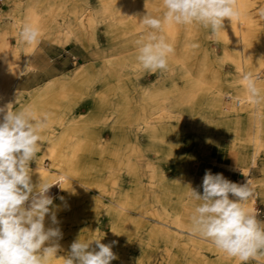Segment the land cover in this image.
<instances>
[{"label": "rangeland", "instance_id": "obj_1", "mask_svg": "<svg viewBox=\"0 0 264 264\" xmlns=\"http://www.w3.org/2000/svg\"><path fill=\"white\" fill-rule=\"evenodd\" d=\"M249 1V6L245 11L246 18L249 19L248 22L250 25L248 29V42L245 44L250 53V57L246 60V68H250L255 62L256 56L262 49V39H264V0ZM137 2L138 11L133 14L136 19H134V17L132 18L133 21L136 23L138 22L136 30L130 27L125 28L114 37L116 40L115 48L120 49V51L122 45H118V43L120 44L123 39L131 38L128 44L124 45L122 49L123 51H127L128 54L136 52L137 44L134 39L136 37L142 38L144 35L145 30L142 29L139 24L140 19L147 13L156 17H162L164 12L162 0H137ZM96 4L97 0H0L1 11L4 12L8 10V13H2V17H0V31L2 36L6 38V44L3 48L7 49V51L9 49L10 51L13 50L9 53L15 65L24 58V54L19 48L22 43H25L21 39L20 32L24 24L28 21V19H25L28 14L26 13L27 7L33 14L35 12L34 15L31 14L30 16H35L37 18L38 26L41 27L44 25L41 28L37 26L40 33L38 40L56 21L60 22V26L63 27L64 31L68 30L70 26L75 25L74 32L78 37V40L71 42L73 48L68 46V50L62 49L50 40L46 41L41 39L38 43H33L31 51H33L34 47V51H39L44 47L54 48L60 50V52L65 51V54L70 57V70L68 72L75 70L78 64L87 65L90 63V59L86 51L96 48V51L102 52L108 49L104 25L96 23L94 30L91 28H80L77 25L79 16H82L81 18L93 17V11H91V9ZM114 15L113 19L115 23H117L118 15ZM229 23L230 21L225 19L223 26ZM237 24L238 22H235L236 26ZM116 25L119 28L118 23ZM189 26L190 37L185 38V41H183L185 30L182 25L174 24L175 33L171 38L163 33L167 42L173 49L172 53L168 56L170 60H168L167 70H158V72L155 73L146 71L145 76L140 81H136L133 71L128 67V63L116 61L104 64L105 62H102L100 63L101 65L87 67V75H80L78 82L66 80L63 74H61L59 78L53 80V86L42 94V101H40L36 110L54 117H56L57 114L64 116L66 112H68L69 107H73L72 112L75 117L85 116L94 99L98 96L101 97V107L97 109L99 115L96 121L91 124L89 123V125L80 124L76 126L78 130L76 129L75 131H78V133L84 135V138H86L81 151L75 156V160L78 161L77 166L82 169L77 176L71 175V182H79V184L76 185L74 193L69 196V198L65 197L63 201L59 199L60 196H58L55 191L49 192L54 198V205L59 207L61 205L65 206L63 209L60 208L61 210L58 208L57 219L63 233V238L60 242L67 245V247H70L78 238L81 240L101 239L100 242L104 244H110L115 241L116 243L113 245L112 251L116 254L117 259L113 260L111 264H123L127 256L130 257V261L132 260L133 263L135 257L140 255L143 258L144 264H160L165 258L166 254L160 239L155 249L144 251L140 254H138V250L130 249L131 242L136 238L135 234H140V236L142 234L144 235L150 224L147 220V215L143 214V212L145 213L147 211V206L145 204L147 196L145 188L142 187L143 184L148 182L144 174H148L149 168H144V173L137 174L139 184L137 187L134 185L137 180L130 178L132 174L127 175L119 168V164L124 162L127 156L126 147L128 144H132V140H138V143L142 147L146 146L145 148L138 149L143 151L144 155L146 154V158L149 161H155L157 159L156 153L152 149H155V151L158 150L157 152H159L160 149H166L165 144V146L159 145V139L169 140V145H171L170 148L175 150L176 156H169L167 158L169 164L163 162L166 164V167L163 164V168L165 167V174L169 179L175 178L170 162L180 163L181 160L183 165L185 163L189 164L188 174L194 184V190L199 194L203 193V179H200L201 174L199 171H201L205 165L211 163L209 162L210 158L216 154L218 155V153L228 145L224 157L228 158L231 162L234 160V153L232 154V152H234L233 150L236 148V143L232 138H225V144L219 147L214 144L211 145L212 147L199 145L196 134L202 130V125L192 122L194 119L202 116L199 110L198 100L200 99L198 97L196 98L197 101L195 106L192 108L193 110L189 111H186L187 109L178 111L176 108L166 109L164 103L162 111H167L171 115L170 119L167 120L160 114L162 111L158 109V103H156L158 100H155L153 97L152 92L156 89H160L162 85L168 87L174 84L179 88L182 87L183 81L180 76L174 72L170 74L169 77L168 71L177 64V60L181 58L180 56L183 52L186 54L184 62L194 75L197 73L198 64L204 63L205 68L208 70L205 72L206 74H204L205 77H203L204 82L201 86L203 92H200L199 95H202L215 85V82L207 77V75L210 74L209 71L214 69L220 70L222 73L232 71V66L228 61L221 62L224 56L223 53L225 51L233 53V50L228 44H224L217 40L216 33L220 29L213 32L210 28H205L197 23L190 24ZM134 33H136V35ZM91 35H94L96 43H94V40L90 42L91 38H93ZM59 42L63 44L62 39ZM100 44L102 45L99 49L98 47ZM184 44H186L185 50H183ZM77 47L84 52L78 53ZM20 52L22 53V58L18 59V54ZM52 54L53 53H51V55ZM203 56L206 57L204 61L202 60ZM19 75L20 74H18V76ZM16 80H13L11 84L13 85V89L18 91L14 87ZM102 81H104L103 84ZM254 83L264 85V75H256ZM62 86L66 87L64 89V95L67 96L65 102H60L61 93L63 91L60 88H62ZM36 90L24 91V95L16 99L14 98V102L12 101L14 110H19L24 105H27L36 94ZM162 94V97L160 96V98H158L159 101L165 100V98H167L166 96L173 97L175 92H163ZM5 98L9 100L13 98L11 86ZM222 100L224 103L223 107L226 110H238L243 106L242 102H240V106L235 107L237 99L232 96L229 97L227 101L225 98H222ZM55 102H59L60 106L56 108L55 105H53ZM121 105L123 106L121 107ZM261 111V119L263 121L261 141L263 143L260 147L261 151L258 155V163L249 170L247 175L250 179H254V181L258 182V184H262L261 189L263 188L264 190V106ZM142 113H145V117L149 118L150 123L157 128L156 138L154 140L145 137L140 131L141 125H139V122L135 121L133 123V121L137 119L136 117H139L138 115H142ZM173 115H175V118ZM113 121H116L114 126L112 125ZM171 123L177 126L179 125V127H173V129L165 132L159 128L160 124ZM213 124L212 122L209 125L212 127L217 126ZM64 127L65 124L60 125L56 130V134L61 132ZM205 130L207 131L208 129ZM211 132L213 134V131ZM44 134L45 133L42 132V135ZM118 137H123L124 139L120 138L121 141L115 140V138ZM45 142H47L45 139L41 140V151L38 153L37 158L41 156ZM103 146L106 149V153H99L98 150L102 149ZM249 147L248 151L253 150L255 148V141H250ZM208 148L210 151L208 152L212 157L206 158L200 156V151L208 150ZM61 149H67L66 143L62 144L60 150ZM128 157L132 159V156ZM175 157L177 159H175ZM226 158L225 160L227 161ZM147 159L142 163L140 162L141 166H144ZM211 165L216 167L217 163ZM218 165H220L218 169L224 171L225 165L219 163ZM42 166L48 171L51 169L50 162L47 160H42ZM232 176L233 182L237 183L235 176ZM241 180L246 183L245 176H241ZM252 183L254 182L251 181V184ZM92 184H101L104 186V189L102 187L94 188ZM127 189H129V195H127L129 200L128 211L119 214L118 217L116 207L112 203V198L108 194H105L104 191H125ZM125 192L128 193L127 191ZM252 209L253 210L249 213L255 215L257 220L264 226V197L261 193L256 197L254 196ZM185 210L182 212V216H185V218L191 222L190 216L192 212L186 205ZM111 216L113 217L111 218ZM49 219L47 220V225L51 223ZM113 222L116 224L114 225L115 235L110 234L113 226L112 224H114ZM178 236L180 241L181 235ZM204 239L209 240L207 238ZM171 249L172 250L169 252L170 264H183L185 261L197 264L200 260V257L194 258L192 256L193 254L188 247L186 249L181 248L179 251H177V248L174 246ZM256 257H258L260 262L264 263V252L257 253ZM207 261L209 264L210 260L207 259ZM237 264L255 263L252 259H249L247 262H239Z\"/></svg>", "mask_w": 264, "mask_h": 264}, {"label": "bare ground", "instance_id": "obj_2", "mask_svg": "<svg viewBox=\"0 0 264 264\" xmlns=\"http://www.w3.org/2000/svg\"><path fill=\"white\" fill-rule=\"evenodd\" d=\"M249 2V0H236L238 16L234 17L232 22L227 19L228 21H230V23L224 25L223 28L218 30L216 33L217 40L223 42L224 44H228L233 50V53H228L227 51H225L223 53L224 56L221 60V62L228 61L230 63V65L232 66L231 72L222 73L220 70H211L210 68L211 71H209L210 74H208L209 76L207 75V77L210 80L214 81L215 85L213 88L207 90L202 95H199L200 92H203L201 87L202 83L204 82L203 77H205L204 74H206L205 72L208 70L205 68L204 63L198 64L196 71L197 73H195L194 75L193 72H191V70L187 68L188 65L184 62L186 54H184L183 52L180 56L181 58L177 60V64H175L174 67L168 71L169 77L170 74L174 72L178 76H180L181 80L183 81L182 87L179 88L174 84L169 85L168 87L162 85L160 89H156L152 92L154 99L158 101V98H160V96L162 97L163 92H175V95L173 97L166 96L167 98H165V100L156 102L158 103L159 111L163 110L162 107L164 103L166 105V109L176 108L178 111H183L185 109H187L186 111L193 110L192 108L195 106L197 101L196 98L198 97L200 99L198 100V105L202 116L192 121L202 125V130L196 134V139L199 141V145L211 146L212 144H214L218 147L225 144V138H232L235 141L236 148L235 150H233L234 152H232V154L234 153V160L232 161V163L234 162L236 165H231L230 167V165H228L226 161L218 163H220L221 165H225V171L232 170L233 172H235V176H238L239 183L242 182L241 176H245V181L249 180L247 179L246 175L252 167L257 165L259 159L258 155L261 151L260 147L263 143L261 141V128L263 125V121L261 119V109L264 106V85L254 83L255 87L258 90V95L256 97H253V95L247 90V82L243 80V77L245 75H251L253 81L256 78V75H264V39H262V49L256 56L255 62L251 65L250 68H246V60L248 59V57H250V53L245 44L248 42V29L250 25L248 22L249 19L246 18L245 11L249 6ZM137 3V0H97V4L91 9V11H93V17L90 16L87 18H81L82 16H79L77 25L80 28H91L92 30H94V26L96 23L104 25V33L108 49L102 52L97 51V53L100 54L99 58L101 60L97 65H101L100 63L102 62H105L104 64H109L116 61L126 62L128 63V67L133 71L136 81H140L145 76L146 70H144L137 62L136 52L128 54L127 51L122 50L124 45L128 44L131 38L123 39L120 44L118 43V45H122V47L119 46L121 48V51L120 49L115 48L116 40L114 38L115 35H118V33L125 28L130 27L131 29L133 28V30H136L138 22L136 23L132 20V18L134 17L133 14L138 11ZM26 10V13H28V21L26 24H31L32 26L37 28V26L39 25L37 22V18L35 16H30L33 13L29 11L27 7ZM2 13L6 14L8 13V10L4 12L0 10V17H2ZM114 14L118 15L117 23L119 25V28L117 27V23H115L113 19L115 16ZM134 19H136V17H134ZM235 22H238L237 26L235 25ZM182 27L185 30V37L183 38V41H185V38L190 37V26L182 25ZM74 29L75 25L70 26L68 30L64 31V38H62L63 43H66V40L68 38L78 40ZM163 33L170 38L174 36V24L165 23L163 25ZM134 34L136 35V33ZM92 37L93 38H91V40L89 39L90 42L94 40V43H96L94 35ZM140 39L141 37H136L134 40H136L135 42H137ZM5 44L6 38L2 36V33L0 31L1 106L12 103V100L5 98L10 90V86H12L10 85L11 82L18 76V74H22L31 69L27 66L14 68L12 56L7 51V49L3 48ZM185 45L186 44H184L183 46V50L186 49ZM32 47L33 44H21V47L19 49L23 52L24 58L28 57L32 50ZM168 60H170L169 57ZM202 60H206V57L203 56ZM79 69L80 70L76 73L74 78L71 79L73 82H78L80 75L85 76V74L87 75L88 73L86 67H81ZM103 82L104 81H102V84ZM52 86V83L46 85V87H44L41 91V94L37 95L36 98L32 100L31 105L35 110L36 107L40 104V101H42V94ZM65 88L66 87L63 86L62 88H60L61 90H63L61 93L60 102H65L67 100V96L64 95ZM231 96L237 99V101L235 102V107H239L240 102H242L243 106L238 110L224 109L222 98H225V100L227 101ZM100 98L101 97L98 96L96 97V99H94L86 116L75 117L72 112L73 107H69L68 112H66L64 116H62L61 114H57L56 117H54L47 114L48 126L43 131V133L45 134L42 135L41 139H45V141L47 142H45L43 145L41 156L37 158L36 161L33 160L29 164L32 174L31 179L34 185H37L42 178L46 182L59 183L60 186L54 185L52 186L50 191H55L60 197L62 196L64 198H69V196L74 193L76 185H78L79 182H71V175L77 176L82 169L77 166L78 161L75 160V156L79 151H81V148L86 139L84 138V135H81L80 133H78V131H75L76 129L78 130L76 126L80 124L89 125V123L91 124L96 121L97 116L99 115L97 109L101 107ZM53 105H55V107L57 108L60 106V103L55 102ZM122 106L123 105H121V107ZM36 112L38 114L42 113L38 110H36ZM160 114L166 120L170 119L171 117V115L167 111H162V113ZM138 116L139 117H136L137 119L134 118L135 120L133 121V123L135 121L139 122V125H141L140 131L145 135L146 138L154 140L156 138L157 132L156 126H153L150 123V119L145 117V113H142V115L139 114ZM173 117L175 118V115H173ZM115 122L116 121H113V126ZM212 122L217 126H210L209 124ZM62 124H65V127L61 132H58V134H56L57 128ZM205 129L208 130L206 131ZM211 131H213L214 135ZM120 138L121 137L115 138V140L119 141ZM121 139L124 138L122 137ZM250 141H255V148L248 151V148H250ZM65 143L67 149L60 150V148H62V144ZM158 143L161 146L166 145V149H160L159 152H157L158 150L155 151V149H152L157 156V159L155 161H149L146 158V154L144 155L143 151H140L133 146H127V156L124 159L125 161L119 164L120 170L128 175L137 172V170L144 172V168H149L148 174L145 175L148 181L146 186L147 197L145 200L147 211L145 213L143 212V214L147 215V220L150 222V224L148 226L147 232H145L144 235L142 234L140 236V234H135L136 238L131 242L130 249H136L139 251L138 254H140L144 251L155 249L156 244L160 239V242L163 245V249H165L166 251V258L161 262V264H170L169 252L172 250L171 248L173 246L177 248V251H179L181 248L186 249L188 247L194 258L200 257V260L199 262H197V264H208L207 259L210 260L209 264H237L241 262L237 258L229 257L223 254L222 252L217 250L211 240H205L203 237L192 231V227L190 226L191 222L189 223V220L186 219L185 216H182V212L185 210L184 203L186 201L185 198L187 193L185 187L188 183L187 177L189 175V164L183 165L181 163H170L175 178L169 179L164 175L163 170L166 167V164H169L167 158L169 156H176V152L173 148H170L171 145H169V140L159 139ZM208 151L209 148L208 150H201L200 156L210 158L211 154L209 153L210 151ZM98 152L106 153L105 147L103 146L102 149L98 150ZM128 156H132V159H130ZM213 157L210 158V161L208 160L209 162H211V164H215V161L217 162V160H214ZM145 159H147V162L144 163V166H141L140 162H144ZM175 159L177 158L175 157ZM42 160H47L48 162H50V171L42 166ZM163 162H165L166 164H164ZM163 164L165 165L164 168ZM254 185V183L251 184L252 196L248 201L245 202L244 205L248 212H251L253 210L252 204L254 196L256 195ZM93 187H102L104 189V186H102L101 184H95ZM104 193L108 194L112 198V203L116 207L118 217L119 214L128 211L129 200L126 192L117 193L116 191L111 190L110 192L104 191ZM64 207L65 206L61 205L59 207V210L63 209ZM112 217L113 216H111V218ZM48 219L49 217L46 216V226ZM161 222L166 223L167 227L169 225L176 226L177 231L172 232L169 229L160 227L159 224ZM112 225L113 226L110 234L115 235L114 225L116 224L114 223ZM178 235H181L180 241L178 239ZM59 243L61 245V250L57 253V258H53L52 260H50L49 264H64L63 257L67 256L70 251V247H67V245L62 244L60 241ZM91 247H96L95 241H93ZM252 261L255 264H264L258 260V257L252 258ZM123 264H144V261L142 256L138 255V257H135V260L132 263V260L130 261V257L127 256L123 261ZM183 264L193 263L185 261Z\"/></svg>", "mask_w": 264, "mask_h": 264}, {"label": "clouds", "instance_id": "obj_3", "mask_svg": "<svg viewBox=\"0 0 264 264\" xmlns=\"http://www.w3.org/2000/svg\"><path fill=\"white\" fill-rule=\"evenodd\" d=\"M162 6V17L147 13L139 21L145 32L136 42V59L151 73L167 70L168 56L173 51L163 34L165 23H197L215 32L223 28L225 19L232 22L238 16L236 0H162ZM39 35L31 24L24 25L20 33L27 44L37 42ZM243 80L256 97L258 90L251 75H245ZM47 126L48 115L38 114L32 105L19 110H14L12 103L0 106V264H49L61 250L59 206L54 205L49 194L52 186L59 183L41 178L34 185L29 167L41 151L42 132ZM202 188V195L190 188V197L200 202L190 216L192 231L241 262L264 252V226L244 206L252 196L251 182L239 184L222 173L206 170ZM229 194L235 199H230ZM59 199L63 201L64 197ZM46 216L51 221L47 226ZM100 240L78 238L63 257L64 264H111L117 259L112 251L116 242L104 244ZM93 241L95 248L91 247Z\"/></svg>", "mask_w": 264, "mask_h": 264}, {"label": "crops", "instance_id": "obj_4", "mask_svg": "<svg viewBox=\"0 0 264 264\" xmlns=\"http://www.w3.org/2000/svg\"><path fill=\"white\" fill-rule=\"evenodd\" d=\"M0 10H2V8H0ZM25 19H27V17H25ZM60 25H61L60 22L56 21L54 23V25L52 27H50V29H48V31H46L41 36V38L39 40H41V39L46 40V41L50 40L51 42H53V43L57 44L58 46H60L62 49L68 50V46H71V42L75 41V39L68 38L66 40V43H63V44L60 43L59 41L62 38H64V33H65L63 27H61ZM21 31H22V29H21ZM39 40L37 41V43L39 42ZM25 44L26 43H22V45H25ZM101 45L102 44L99 45V47H98L99 49L101 48ZM70 48H73V47L71 46ZM34 49H35V47H34ZM34 49H33V51H34ZM12 51H10V49L8 50V52H12ZM33 51H31V53L28 55V57L23 58L18 64H16V65L14 64V67L27 66V67H29L31 69H29L28 71L20 74L18 77H16L14 79V80L17 79L15 81V83H14V87L18 91H15L13 89V87H12L13 85L11 84L12 85L11 86V91H12V96H13V98H11V100L13 102H14V98L16 99L17 97H20V96L24 95V93H25L24 91H30V90H34V89L36 90V88H37L36 94L31 98V101L27 104V105H31L32 100L34 98H36L37 95L41 94V91L43 90V88L46 87V85H48L50 83L53 84V80L56 79V78H59L61 74H63V76L65 77L66 80H71V79L74 78L76 73L80 70L79 68H81V67H86L87 68V67H90V66L91 67L92 66H96L101 61L100 58H99L100 54L97 53L96 48H93V49H90L89 51H86L88 56H89V59H90V63L89 64H87V65L78 64V66L75 68V70H73L72 72H68L70 70V57L65 54V51H61L60 52V50H56V49L50 48V47H44V48H42L39 51H34V52ZM77 51H78V53L84 52L82 49H80L78 47H77ZM51 53H53V54L51 55ZM19 58H22V53L18 54V59ZM87 114H88V112H87ZM168 126H171V127H168ZM173 127L177 128V127H179V125L177 126L176 124H172V123L171 124H160L159 125V128L162 129L164 132L173 129ZM130 146H133V147H135L137 149L138 148L141 149V148H145L146 147V146L142 147L138 143V140L137 141L132 140V144L129 145L128 147H130ZM227 149H228V145H226V147H224V149L222 151H220V153H218L219 155H215L214 156V160H217V162L215 161V163H217L216 167H214L213 165H211V163H209L208 165H205L201 169V171H199L200 174H201L200 179H203L206 170H211V172L213 174L222 173L225 178H227V179H229L230 181L233 182V176L232 175L235 176V172H233L232 170L231 171L230 170L222 171V170L218 169V168H220V165H218V162L222 163V162L226 161L225 160L226 157H224V156L226 155ZM226 159H227L226 162L230 163V164H228V165H230V167H231V165H236L234 162L233 163L230 162L228 158H226ZM170 163H172V162H170ZM175 163H179V162H175ZM180 163L183 164L181 160H180ZM185 164H187V163H185ZM163 172H164V175L167 176L165 174L164 170H163ZM138 173L140 174V173H142V171H138L137 170V172H134L132 174V177H130L132 179H136L137 180L134 183V185L136 187H137V185L139 186V184H138V176H137ZM144 177H145V174H144ZM247 177H248V175H247ZM177 179H178V177H177ZM235 179H236L237 183H239L238 176H235ZM248 179L250 181H253L254 184H255L254 185L255 186V193H256L255 197L259 193H261V195L264 197V190H263V188L261 189V185L262 184H258V182L254 181V179H250L249 177H248ZM187 181H188V183H187V185L185 187V189L187 190L186 198H185V200H186L185 201V205L192 212L194 210V207L197 204H199L200 202L199 201H194L189 195L190 190L195 188L192 180L189 177V175L187 177ZM239 184H244V182L242 181ZM146 186H147V183L143 184L142 187L145 188V190H146ZM125 191L128 192L129 189H127ZM125 191L124 190L123 191L122 190H117L116 192L120 193V192H125ZM126 194L129 195V192L126 193ZM200 194L202 195V193H200ZM229 196H230V199H235V197H233L231 194H229ZM189 223H190V221H189ZM159 225H160V227H164V228L169 229L171 231H177L176 230V226L169 225L167 227L166 223H163V222H161ZM190 226L192 227L191 223H190ZM164 252L166 254L165 249H164ZM165 258H166V255H165Z\"/></svg>", "mask_w": 264, "mask_h": 264}]
</instances>
